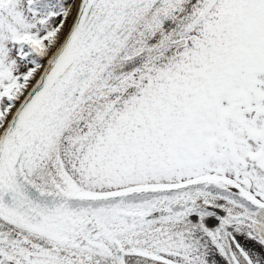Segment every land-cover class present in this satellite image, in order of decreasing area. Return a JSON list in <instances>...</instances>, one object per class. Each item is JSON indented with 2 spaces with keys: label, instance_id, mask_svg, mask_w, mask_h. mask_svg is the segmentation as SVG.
<instances>
[{
  "label": "snow or ice",
  "instance_id": "obj_1",
  "mask_svg": "<svg viewBox=\"0 0 264 264\" xmlns=\"http://www.w3.org/2000/svg\"><path fill=\"white\" fill-rule=\"evenodd\" d=\"M0 264H264V0H0Z\"/></svg>",
  "mask_w": 264,
  "mask_h": 264
}]
</instances>
